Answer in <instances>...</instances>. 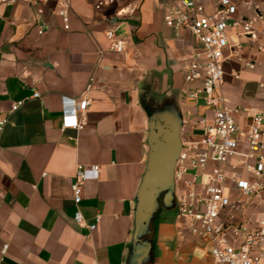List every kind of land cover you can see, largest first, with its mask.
I'll use <instances>...</instances> for the list:
<instances>
[{
    "label": "crops",
    "instance_id": "obj_1",
    "mask_svg": "<svg viewBox=\"0 0 264 264\" xmlns=\"http://www.w3.org/2000/svg\"><path fill=\"white\" fill-rule=\"evenodd\" d=\"M95 1L69 0L68 30L56 0L0 5V110L26 99L0 134V264H125L148 151L140 101L175 94L187 141L199 136L198 118L210 115L181 100L184 68L198 44L189 31L163 24L166 0H121L101 11ZM233 2L238 16L264 18V0ZM127 3L135 12L118 15ZM108 30L125 40L123 53L109 50ZM243 44V60L224 63L222 92L231 105L260 109L264 52ZM33 91L40 97L30 98ZM85 94V126L63 129V98ZM91 165L99 176L84 183L80 203L86 223H96L90 232L73 220L70 186L76 168ZM179 189L175 183L177 202ZM259 210L249 200L241 215L254 226ZM154 255L155 264H214L181 230L178 210L158 217Z\"/></svg>",
    "mask_w": 264,
    "mask_h": 264
},
{
    "label": "built area",
    "instance_id": "obj_2",
    "mask_svg": "<svg viewBox=\"0 0 264 264\" xmlns=\"http://www.w3.org/2000/svg\"><path fill=\"white\" fill-rule=\"evenodd\" d=\"M49 1L0 0V5ZM118 1L121 0H96L94 8L101 11ZM56 2L57 16L68 30L69 0ZM165 6L163 24L189 31L198 44L184 68L183 93L194 104L202 102L210 113L198 118L199 136L182 143L175 166L181 230L202 245L214 264H264V82L258 84L263 101L260 109L231 105L222 92L224 63L243 60V42L264 52V18L238 16L233 0H213L209 8L195 0H166ZM135 10L133 3H127L117 14L131 15ZM105 37L110 51H125V40L113 30L106 31ZM39 97L37 91L30 96ZM25 101L13 103L6 113L0 110V134L9 124V115ZM88 105L86 94L79 100L63 98L62 128L82 129ZM238 116L243 118V124ZM98 176L99 166H78L70 186L73 220L90 232L96 223H86L80 203L84 183L96 181ZM253 199L260 210L254 226H250L251 218L241 214ZM6 250L7 245H3L1 253Z\"/></svg>",
    "mask_w": 264,
    "mask_h": 264
},
{
    "label": "water",
    "instance_id": "obj_3",
    "mask_svg": "<svg viewBox=\"0 0 264 264\" xmlns=\"http://www.w3.org/2000/svg\"><path fill=\"white\" fill-rule=\"evenodd\" d=\"M145 94V93H144ZM147 116L148 147L133 210L134 220L125 264H155V223L162 214L178 210L175 166L182 149L183 117L175 94L140 101Z\"/></svg>",
    "mask_w": 264,
    "mask_h": 264
},
{
    "label": "rangeland",
    "instance_id": "obj_4",
    "mask_svg": "<svg viewBox=\"0 0 264 264\" xmlns=\"http://www.w3.org/2000/svg\"><path fill=\"white\" fill-rule=\"evenodd\" d=\"M118 33H120V32H118ZM181 100H184L186 103H190V102H192V101H190L185 95H184V93L181 95ZM200 106V108L201 107H205L204 106V104L201 102L200 104H199ZM202 109V108H201ZM185 126V125H184ZM181 139H182V143L184 144V143H186L187 142V140H188V133H187V128L186 127H183V130H182V134H181ZM174 219H175V217L174 216H172ZM182 235H184L183 233H182ZM179 236H181V235H179ZM185 236H181L180 238H181V241H184L185 240V238H184Z\"/></svg>",
    "mask_w": 264,
    "mask_h": 264
}]
</instances>
